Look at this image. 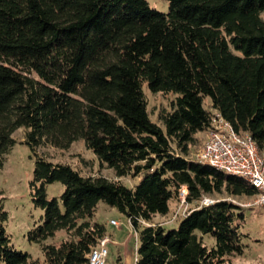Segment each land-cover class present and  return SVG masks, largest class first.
Wrapping results in <instances>:
<instances>
[{
    "label": "trees",
    "instance_id": "trees-1",
    "mask_svg": "<svg viewBox=\"0 0 264 264\" xmlns=\"http://www.w3.org/2000/svg\"><path fill=\"white\" fill-rule=\"evenodd\" d=\"M166 1L162 12L146 0H0V168L22 127L30 200L41 210L26 239L42 254L39 262L13 249L0 200L1 264H86L105 235L92 220L98 201L128 220L134 264H222L242 254V214L227 199L189 208L174 228L141 221L165 215L180 186L188 204L254 194L241 177L186 155L212 110L264 148V0ZM144 85L174 95L159 124L148 116ZM77 140L113 179L37 152ZM124 176L137 181L126 186ZM55 181L62 190L47 198ZM58 230L65 237L45 242Z\"/></svg>",
    "mask_w": 264,
    "mask_h": 264
},
{
    "label": "rangeland",
    "instance_id": "rangeland-1",
    "mask_svg": "<svg viewBox=\"0 0 264 264\" xmlns=\"http://www.w3.org/2000/svg\"><path fill=\"white\" fill-rule=\"evenodd\" d=\"M150 7L158 11L167 10L166 0H146ZM143 92L147 100V112L150 120L159 124L156 114L161 109H169V103L173 99V94H161L150 92L143 86ZM202 105L210 110L209 98L204 97ZM24 129H15L11 137L15 143L5 155L0 168V200L6 212V220L3 227L8 235L9 243L13 249L27 253L32 260L42 261V254L37 243L29 242L26 239V231L40 221L41 210L33 206L30 200L29 181L31 179L32 159L27 146L20 141L23 139ZM204 138V131L194 134V141L188 147L187 158H194L196 150L199 148ZM37 152L44 155L51 161L64 162L76 168L82 174L99 173L107 179H113L111 169L104 166L99 167L95 156L85 149L81 140L74 141L64 150H59L44 145L37 148ZM120 181L126 186H132L137 178L122 177ZM62 190L59 182L46 184L45 194L47 198L57 197ZM208 199H227L236 204L241 212L239 231L243 234L244 244L242 254L239 256L226 257L222 264H264V206L252 204L251 196H227L224 193L218 195H204ZM202 199V198H201ZM200 199V200H201ZM199 204L198 202L183 203L180 207L178 200L174 199L169 203V210L165 215H155L150 221L141 223L162 224L165 229L174 228L177 225L182 210L184 213L189 208ZM176 216L173 218V215ZM109 219L116 220L119 225L113 226L108 223ZM92 220L101 223L104 227V234L110 241L106 243L107 255L103 264H134L135 246L137 237L134 234L125 215L118 212L113 207L98 201L95 205ZM65 232L58 230L53 237H49L45 242L56 244L65 237ZM202 243L206 247L213 244V238L209 234L201 236ZM1 264V263H0Z\"/></svg>",
    "mask_w": 264,
    "mask_h": 264
},
{
    "label": "built area",
    "instance_id": "built-area-1",
    "mask_svg": "<svg viewBox=\"0 0 264 264\" xmlns=\"http://www.w3.org/2000/svg\"><path fill=\"white\" fill-rule=\"evenodd\" d=\"M204 133L193 159L226 174L241 177L255 190L252 204L264 206V148L258 149L247 131L234 130L232 125L214 110L210 111L209 123ZM184 195L185 188L180 186L177 191L179 207L185 203ZM212 201L202 197L199 204H208ZM181 215H184V208ZM175 216L176 214L173 218ZM108 223L113 226L119 225L114 219H109ZM109 241L106 235L100 237L90 251L86 264H103L107 255L105 245Z\"/></svg>",
    "mask_w": 264,
    "mask_h": 264
},
{
    "label": "crops",
    "instance_id": "crops-1",
    "mask_svg": "<svg viewBox=\"0 0 264 264\" xmlns=\"http://www.w3.org/2000/svg\"><path fill=\"white\" fill-rule=\"evenodd\" d=\"M205 134V133H204Z\"/></svg>",
    "mask_w": 264,
    "mask_h": 264
}]
</instances>
